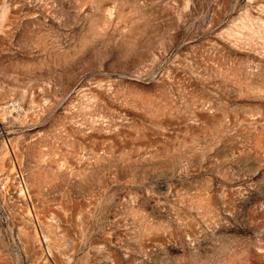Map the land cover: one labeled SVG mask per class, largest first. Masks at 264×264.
Wrapping results in <instances>:
<instances>
[{
  "label": "rangeland",
  "instance_id": "374dc122",
  "mask_svg": "<svg viewBox=\"0 0 264 264\" xmlns=\"http://www.w3.org/2000/svg\"><path fill=\"white\" fill-rule=\"evenodd\" d=\"M0 264H264V0H0Z\"/></svg>",
  "mask_w": 264,
  "mask_h": 264
}]
</instances>
